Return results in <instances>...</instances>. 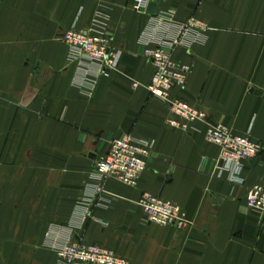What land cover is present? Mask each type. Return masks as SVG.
Instances as JSON below:
<instances>
[{
	"label": "crops",
	"instance_id": "0c3cea01",
	"mask_svg": "<svg viewBox=\"0 0 264 264\" xmlns=\"http://www.w3.org/2000/svg\"><path fill=\"white\" fill-rule=\"evenodd\" d=\"M98 15L122 59L89 95L62 36L90 30ZM168 15L204 28L203 42L174 51L192 72L173 98L261 146L242 185L215 174L219 150L204 125L190 134L171 126L168 104L147 91L155 69L144 49L168 33ZM126 135L155 141L148 168L137 187L109 179L108 195L97 196L96 155ZM256 185L264 186V0H157L154 14L135 12L133 0H0V264H61L56 249L77 241L130 264H264V213L246 203ZM143 192L178 204L190 226L150 223L135 203Z\"/></svg>",
	"mask_w": 264,
	"mask_h": 264
},
{
	"label": "built area",
	"instance_id": "2783aa9c",
	"mask_svg": "<svg viewBox=\"0 0 264 264\" xmlns=\"http://www.w3.org/2000/svg\"><path fill=\"white\" fill-rule=\"evenodd\" d=\"M153 2L133 0V10L149 14ZM107 22L106 16L98 15L90 30H77L74 26L62 36L69 46L70 61L80 65L76 83L89 95L93 93L99 78L110 76L121 64L122 51L111 48L107 38ZM161 22L168 24L167 37L165 35L157 41L155 47L148 44L144 49V56L155 69L147 91L151 97L168 104L174 116L170 121L171 126L190 134L194 133L193 125H204L207 142L219 150L215 174L225 177L232 184L242 185L245 165L258 158L261 146L249 136L236 135L225 126L215 124L204 111L172 96L176 88L186 87L192 72L190 65L175 60L174 51L182 43L203 42L202 23L192 19L186 24H176L169 15L162 16ZM154 149V140L138 139L131 135L112 140L106 152L96 155L94 176L101 184L96 187L95 195H108L103 185L109 179L137 187ZM135 203L152 224L172 226L180 231L190 226L187 214L173 201L143 192ZM246 203L248 208L264 213V186H253L247 194ZM56 253L61 264H130L127 259L106 248L81 241L67 242L58 247Z\"/></svg>",
	"mask_w": 264,
	"mask_h": 264
},
{
	"label": "water",
	"instance_id": "95a60500",
	"mask_svg": "<svg viewBox=\"0 0 264 264\" xmlns=\"http://www.w3.org/2000/svg\"><path fill=\"white\" fill-rule=\"evenodd\" d=\"M156 1L157 0H154V2L150 5L149 13H151V14H154L156 11Z\"/></svg>",
	"mask_w": 264,
	"mask_h": 264
}]
</instances>
